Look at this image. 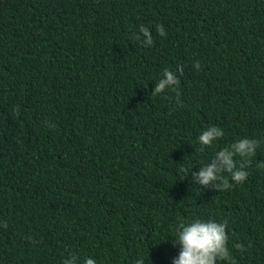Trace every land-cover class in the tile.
Instances as JSON below:
<instances>
[{"label":"trees","instance_id":"16d2710c","mask_svg":"<svg viewBox=\"0 0 264 264\" xmlns=\"http://www.w3.org/2000/svg\"><path fill=\"white\" fill-rule=\"evenodd\" d=\"M243 137L244 181L195 182ZM194 217L264 264V0H0V264H171Z\"/></svg>","mask_w":264,"mask_h":264},{"label":"clouds","instance_id":"9594fccd","mask_svg":"<svg viewBox=\"0 0 264 264\" xmlns=\"http://www.w3.org/2000/svg\"><path fill=\"white\" fill-rule=\"evenodd\" d=\"M163 35V29H160ZM140 33L144 36V43L151 44L152 37L147 27L141 26ZM139 39L137 35L135 37ZM178 72H182V67L178 66ZM176 72L165 68L160 78L156 81L153 92L160 93L177 83ZM224 135L223 129L216 125H209L198 135L199 144L208 146L217 138ZM259 141L247 137L234 141L231 145L220 148L215 152V160L212 163L205 164L197 172L192 173L195 182L203 186L230 187L228 179L222 174L230 173L232 182H242L247 177V171L243 166L237 167L234 157H249L254 154ZM223 181L217 185V181ZM227 221H218L215 219L191 218L181 220L175 227L173 237L169 241L172 247L178 245L177 254L172 257L171 264H217L218 260L229 258V248L227 246L228 235L226 232ZM169 236V235H168ZM168 236L158 240H153L154 244H159L168 239ZM149 254V252H148ZM147 256L137 258L135 264H144ZM64 264H98L97 260L88 256L80 260L73 255L64 261Z\"/></svg>","mask_w":264,"mask_h":264}]
</instances>
